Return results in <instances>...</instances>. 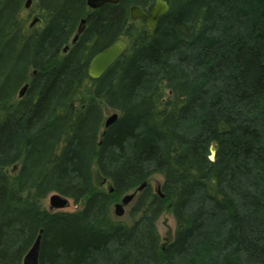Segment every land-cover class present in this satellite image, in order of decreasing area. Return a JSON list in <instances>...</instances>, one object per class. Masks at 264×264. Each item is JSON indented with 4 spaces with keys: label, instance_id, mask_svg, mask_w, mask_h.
Listing matches in <instances>:
<instances>
[{
    "label": "trees",
    "instance_id": "trees-1",
    "mask_svg": "<svg viewBox=\"0 0 264 264\" xmlns=\"http://www.w3.org/2000/svg\"><path fill=\"white\" fill-rule=\"evenodd\" d=\"M155 1L32 0L30 27L26 0H0V264H23L40 230L38 264H264V0H165L153 28L130 16ZM143 182L133 221L114 220ZM51 193L82 206L46 209Z\"/></svg>",
    "mask_w": 264,
    "mask_h": 264
},
{
    "label": "water",
    "instance_id": "water-1",
    "mask_svg": "<svg viewBox=\"0 0 264 264\" xmlns=\"http://www.w3.org/2000/svg\"><path fill=\"white\" fill-rule=\"evenodd\" d=\"M120 0H86V4L89 8H98L105 3H117ZM32 0H26L25 8H29L31 6ZM168 3L165 0H156L151 11L149 13H145L139 6L133 5L130 7V16L133 19L137 18H145L146 25L148 28H153L159 18L168 11ZM38 17H34L29 26L32 27L38 22ZM84 19L81 20L78 29L77 35L81 33L83 30ZM77 35H75L73 41L76 40ZM67 46L64 47V51H66ZM126 50L125 43L121 40H116L106 48L102 49L98 53H96L89 61L87 72L88 75L93 79L100 78L107 69L120 57L124 54ZM27 88V84H24L20 91L19 96L24 94V91ZM117 119V113L114 112L105 120V126L110 125ZM214 146L211 147L212 154L214 153ZM146 183L143 182L139 185L135 190L124 194L119 201L113 204L114 213L117 216H121L124 213V207L133 201L138 191H141L145 187ZM111 190V189H110ZM159 191V189H158ZM70 198L63 196L59 193H51L49 195V210H61L67 206H69ZM41 232L39 231L37 236L35 237L31 247L25 254L23 258V264H38L39 252H40V243H41Z\"/></svg>",
    "mask_w": 264,
    "mask_h": 264
},
{
    "label": "rangeland",
    "instance_id": "rangeland-1",
    "mask_svg": "<svg viewBox=\"0 0 264 264\" xmlns=\"http://www.w3.org/2000/svg\"><path fill=\"white\" fill-rule=\"evenodd\" d=\"M33 5L34 4L32 3V5L29 8L23 7L21 12H20L19 18L25 19L27 17L28 22L31 21L32 18H34L36 16L35 11L32 12V8L34 7ZM35 26L37 27L39 25L36 24ZM104 108L106 109V107H104ZM114 112H115L114 110L107 108L105 110V118L109 117ZM94 171H95V183H99L98 176L96 175V167H94ZM162 181H163V178L161 175H154L150 178L149 183L152 186L153 190H158ZM99 184H101V183H99ZM49 195H47L46 197L41 199V204L46 209H49ZM133 204H134V200L131 201V203H129L128 205H126L124 207V213L121 216L115 215L114 210H113L114 207L112 206V209H111L112 218L114 220L125 221V222L130 224L134 219L133 217L130 216V211H131V207L133 206ZM81 206H82V203L75 204L73 202V200L70 199L69 206H67L61 210L74 211V210L81 208ZM175 226H176V222H175L173 213L169 209L165 210L160 215V217L158 218V220L156 222V227H157V230H158V233L160 235L162 243H166L169 239L172 238V236L174 234Z\"/></svg>",
    "mask_w": 264,
    "mask_h": 264
}]
</instances>
